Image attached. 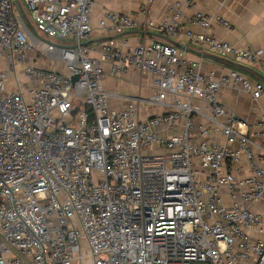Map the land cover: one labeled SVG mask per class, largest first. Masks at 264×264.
Listing matches in <instances>:
<instances>
[{"label": "built area", "instance_id": "1", "mask_svg": "<svg viewBox=\"0 0 264 264\" xmlns=\"http://www.w3.org/2000/svg\"><path fill=\"white\" fill-rule=\"evenodd\" d=\"M95 2L0 0V264H264V112L250 124L218 101L229 85L259 100L264 84L203 74L155 38L93 57ZM179 16L157 32L178 35ZM214 23L229 27L195 15L191 45L264 77V51L218 41ZM151 26L98 21L106 37ZM106 62L112 77L152 75L157 94L111 109ZM154 106L166 110L142 118Z\"/></svg>", "mask_w": 264, "mask_h": 264}, {"label": "crops", "instance_id": "2", "mask_svg": "<svg viewBox=\"0 0 264 264\" xmlns=\"http://www.w3.org/2000/svg\"><path fill=\"white\" fill-rule=\"evenodd\" d=\"M105 10L129 15L139 23L149 22L152 24V28L148 30L138 28L137 30L157 34L161 33L157 32L156 29L159 26L169 24L179 11L180 16L177 18L180 27L179 34L176 36L166 35L165 33L161 35L188 47L191 51L178 48L188 54V60L200 61L201 66L199 69L201 73L214 74L216 78H219L222 74L230 73L231 70L238 69H234L226 61H214L196 54V52H201L210 57H218L209 49L192 46L185 36L186 31L205 32L204 29L192 25V18L195 15L218 14L229 24L228 28L217 23L213 24L210 32L218 41L229 43L235 48L264 51V0H96L91 18V24L95 32L86 44L98 50L91 53L93 57H99L102 42L90 43V41L106 38L104 34L98 31V21ZM146 33L124 36L114 39V42L121 48L123 53H127L132 48L147 43L154 38L168 43L163 38ZM4 62L2 61V63ZM35 64L45 68L55 67L52 60L38 59ZM57 66L61 67L60 64ZM110 67L109 63H104L106 72L104 87L111 95L109 98L111 109H122L130 100L134 99L146 107L144 100L157 94L152 75L128 71L121 78H117L110 75ZM246 74L254 80L261 81V72L257 69L253 73ZM218 101L240 118L246 119L250 124L257 123L261 113L264 112V95L259 100H254L250 94L238 86L229 85L221 89L218 92ZM164 110L166 109L163 106H154L147 112L142 110V118L145 119L149 115H155ZM204 121V118L200 119V122ZM259 165L264 169V159L259 161Z\"/></svg>", "mask_w": 264, "mask_h": 264}, {"label": "water", "instance_id": "3", "mask_svg": "<svg viewBox=\"0 0 264 264\" xmlns=\"http://www.w3.org/2000/svg\"><path fill=\"white\" fill-rule=\"evenodd\" d=\"M19 6H20V8H21V11H22V14H23V17H24V19H25V21H26L27 26H28L31 30L35 31V30L33 29L32 25H31V23H30V21H29L27 15H26V12L24 11V9H23V7L21 6L20 3H19ZM145 33H146V32H144V31H138V30H135V31H126V32L121 33V34H119V35H117V36H114V37H106V38H102V39H99V40H93V41H90V43L106 42V41H109V40H112V39H117V38H121V37L128 36V35H133V34H145ZM146 34H151V35H153V36L163 38L165 41H167L168 43H170V44H172V45H175V46H177V47H179V48H181V49H183V50H185V51H191L188 47L183 46V45H181V44L175 42L174 40H172V39H170V38H168V37H166V36H163V35H161V34H157V33H146ZM86 44H88V43H86ZM196 54L199 55V56H201V57H203V58L211 59V60H214V61H219V60H221V61H223V62L226 61V62H228V63L231 65V67H233L234 69H238V70L243 71V72H246V73H253V71H251V70H249V69H246L245 67H243V66H241V65H238V64H236V63H234V62H232V61H230V60L223 59V58H219V57H210V56L205 55L204 53H201V52H196ZM77 79H78V77H74V78H73V81L75 82V81H77ZM261 82L264 84V77H263L262 74H261Z\"/></svg>", "mask_w": 264, "mask_h": 264}, {"label": "rangeland", "instance_id": "4", "mask_svg": "<svg viewBox=\"0 0 264 264\" xmlns=\"http://www.w3.org/2000/svg\"><path fill=\"white\" fill-rule=\"evenodd\" d=\"M47 40V39H45ZM219 58H223V57H219ZM2 66H6L5 62L2 63V61L0 60V68H3ZM86 264H92L91 261H88Z\"/></svg>", "mask_w": 264, "mask_h": 264}]
</instances>
